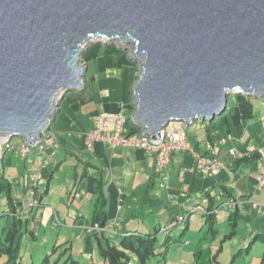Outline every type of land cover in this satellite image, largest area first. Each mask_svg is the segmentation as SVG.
Wrapping results in <instances>:
<instances>
[{
	"label": "water",
	"instance_id": "95a60500",
	"mask_svg": "<svg viewBox=\"0 0 264 264\" xmlns=\"http://www.w3.org/2000/svg\"><path fill=\"white\" fill-rule=\"evenodd\" d=\"M101 37L139 62L132 119L152 141L215 120L234 90L264 101V0H0V138L39 139Z\"/></svg>",
	"mask_w": 264,
	"mask_h": 264
},
{
	"label": "crops",
	"instance_id": "0c3cea01",
	"mask_svg": "<svg viewBox=\"0 0 264 264\" xmlns=\"http://www.w3.org/2000/svg\"><path fill=\"white\" fill-rule=\"evenodd\" d=\"M89 70L88 67L86 71ZM97 70L92 87L90 83L87 85L86 80L85 88L77 91L79 97H69V92L63 96L51 124L50 132L55 134L52 145L44 152H35L29 156H23L18 147L14 149L17 150V156L24 160L26 169L18 180L14 174L8 178L13 185L18 214L30 198L38 203L28 215L19 218V224L26 227L25 251L30 239L39 242L42 232L39 231L35 236V231L37 220L40 219L52 227L64 224L68 231L73 229V238L79 242H104L106 238L112 242V236L120 242L124 236L129 235L151 238L153 242H185L180 243V252L183 254L179 259L180 264L189 258L183 264H199L200 258L205 255H208V262H216L220 254L224 255L225 264H228L231 255L237 252L239 255L232 264H248L245 257L251 256L255 258V264H264V213L249 203L251 199L264 204V188L255 191L256 180L252 177L261 161L259 156L249 155L251 147H264V121L257 117L260 112H257L255 104H251L252 98L238 99L230 110L227 105V111L219 117L230 114L229 129L224 124L212 127L218 117L208 125L206 135H194L190 130L192 126L187 128L186 140L196 151L205 155L218 151L219 160L226 166L218 176H202L197 170L194 156L189 151H182L172 155L166 171L168 180L159 185L154 156L133 148H113L102 140L94 142L93 150L88 148L86 134L96 126L100 114L109 112L106 99L111 91L101 78L110 76L117 80L115 77L122 74L117 67L101 69L98 66ZM130 94L133 100V88ZM64 100L69 103L66 108L62 104ZM135 110V106H125L120 112H128L130 116ZM88 112H94V115L84 119V114ZM255 115L257 121L254 120ZM60 119L61 124L58 122ZM203 125H199L198 130ZM230 138L231 141L228 140ZM225 139L229 142L223 145ZM232 149L249 157L240 161L230 155ZM8 153L2 164L5 170ZM37 172L40 177L32 183L30 176ZM46 177L49 180L43 184ZM97 189L100 195L96 194ZM224 198L237 200L240 205L223 209L214 216L215 236L210 233V222L201 214L191 216L182 225L179 236L175 234V229L162 231L171 221L188 215L193 207L216 209ZM87 199L91 206L94 203L91 217L89 211H81V205ZM31 217L34 222L32 227ZM101 224L108 225L111 233L97 230L96 227ZM234 224V234L227 238L234 230ZM60 238L54 241L59 243ZM234 238L235 245L224 244ZM73 242H68L71 247ZM213 242H221L220 247L217 246L221 251L218 249L215 253L216 249L211 247ZM87 245L91 246V243ZM205 245L208 247L204 248Z\"/></svg>",
	"mask_w": 264,
	"mask_h": 264
},
{
	"label": "rangeland",
	"instance_id": "374dc122",
	"mask_svg": "<svg viewBox=\"0 0 264 264\" xmlns=\"http://www.w3.org/2000/svg\"><path fill=\"white\" fill-rule=\"evenodd\" d=\"M98 42H99L98 40H94V42L91 41L89 43V45L92 44L90 47L87 46L88 44L86 45L87 47L85 46L86 48L84 47L83 54L80 58V66H81V68H84L83 69L84 73L81 76V80L84 82L86 80H88L87 85L90 83V87H92V83L94 82V78H95V76H97V73L99 71V70H97L98 66L101 69H106L109 67H117L119 69V71L122 72V74L120 73L119 77L118 76L115 77V78H118L117 80H113V78L110 76H108L107 78H101L102 81L106 84V87L109 88V90L111 91L110 94L108 95V98L106 99V102L108 103L107 105L109 108L108 113L119 112L120 109L125 107V106H128L129 108H133L135 105H134V102L132 100V96H131L130 92H131V89L133 88V86L135 85L134 83H135L137 76L139 74V67H140L139 62L134 61L130 58V49L125 48V46L120 47V46H118L117 43H113L110 45V44H108V43L106 44L102 41H101V43H98ZM88 67L90 70L85 73V71L87 70ZM63 94L65 95L66 92L62 93L59 96V98L57 100V104H59L61 102L62 97L64 96ZM78 94L79 93L77 91H71V92L69 91L68 96L69 97L72 95L78 96ZM238 99L248 100V98H246L244 95L237 96L236 94H231L230 100H229V109L228 110L233 109L234 105L237 104ZM62 104L66 108L69 103L67 100H64V102ZM251 104H255V106H257V112H260V114L257 117L259 118V120L264 121V101L256 99V98H252ZM56 111H55V113H56ZM126 114L129 116L128 112ZM61 115L62 114H60L58 116V118ZM91 115L93 116L94 112H88V113L84 114V119H87V116L90 117ZM132 115H133V113L128 117V120L126 123L127 128L132 127V123H131ZM228 118H230V114L227 115L226 117L225 116L218 117L215 124L212 127L218 126L220 124H224L226 129H229ZM258 118H256V115L254 116L255 121H257ZM52 120H53V116L50 117L49 124H48L49 126H50ZM61 120L62 119H60L58 121V122H60L59 124H61ZM209 124L210 123L208 121H206V124H204L202 126V129L198 130L200 124H199V122H196L190 128L191 133L194 135H196V134L206 135V129L207 130L209 129V126H208ZM246 124L250 125L251 123H246ZM251 126H255V125H251ZM56 127H57V125H56ZM49 130H50V127L48 130H45L44 134H46ZM54 138H55V134L50 135L51 141H53ZM20 139L21 138H12V140L10 142H8L7 144L9 145L11 142H18ZM185 149L188 150L194 157H196V154H194V151L192 149V145L190 146V144L188 143L187 140H186V144H185ZM15 156L17 158V161H15ZM40 158H42V156H40ZM5 162H6V169L7 170H5V167L2 165L0 166V169H1L2 173L4 172L6 174L7 178H9L10 174H14V176L18 180L21 177V175L26 172L24 160L21 157L17 156V150H14V149L9 150V153L7 155ZM30 170L33 171L32 168ZM45 170H46V168L43 171H45ZM17 180L14 183V185L17 183ZM48 180H49V178L46 177L43 184H47ZM39 181H41V180H39ZM251 201L253 203H260V202H257L255 200H251ZM36 204H38V203H36ZM52 204H54V202H52ZM221 204H222V202H220V204L217 205L216 207L220 206ZM200 208H202L201 210L205 213L206 207L202 206ZM93 209H94V203L91 206V203L88 199L85 200V202L81 205V211L86 212V213L89 211L90 217H91V211ZM72 210H74V209L72 208ZM7 211H9V207H7V205H6V199L3 198V200L0 201V238L2 236H4L3 230H4V226L6 225V221H5L6 217H2V215L8 213ZM198 216H200V215H198ZM186 217H187V214L184 215V218H186ZM32 220L33 219L31 217V221H30L31 227L34 224V222ZM37 222L38 223H37V230L35 231V236L37 235V233L39 231L42 232L41 236L39 238V242H33V240L30 239L31 242H29L27 252L25 251L26 240H27V237H25L26 227H24L22 223L20 224L21 230L24 232V237H25V238H23V242H22L23 247H22V253H21L22 260L24 263H26V264H40L43 262V260L45 259V257L48 254L49 255L52 254L53 246L55 244H57L58 246L61 245V247L58 251V253H61L64 251V249L67 246H70V244L68 242L74 241L73 247H72L71 251H69V253H71L73 255V257L78 259L82 264H103L104 260L99 253V248H98L97 242H94V241H92V242L76 241L73 238V231L74 230L71 229L70 231H68L67 229H65L64 224H62L63 226L56 228V227H52L51 225H47L45 222H42L40 219H38ZM172 224L174 226H176L178 224V221L175 219V220H173ZM181 229H182V225L175 228V234H177L179 236L181 233ZM162 231H164V229ZM30 238H32V237H30ZM58 238H60L59 243L55 242L56 239H58ZM117 240H118L117 238L112 236L111 244L119 243ZM17 242H18V240H17ZM87 243H91V246H88ZM180 243H185V242H173V243L169 244L167 247L165 245L166 242H154L156 255L154 257L152 256V258H150L145 264H177V263L180 264L179 259H180V257L183 256V254L180 252V250H181ZM229 243H231L232 245H235L236 244L235 238L230 240V242H226L224 244L228 245ZM220 244H221V242H213L212 243L211 247H213V249H216L215 253L219 249ZM217 246H219V247L217 248ZM206 247H208V245L204 246V248H206ZM256 248H257V246H256ZM229 250H230V248H229ZM225 251H227V249H225ZM165 252H167L166 253L167 255L165 254ZM246 253H247V251L244 252V255H246ZM85 254L87 255L86 257H85ZM236 254L231 255V257L229 258L230 261L228 260V264H232L234 258L236 257ZM207 256L208 255H205L202 258H200L199 264H225L223 254H220L218 256L219 261L211 262V263L207 261ZM133 258L137 259L134 255H133ZM192 259H193V257H192ZM245 259H247L249 261V263L255 264L254 263L255 258L253 256H251L249 258L245 257ZM189 260H190V258H189ZM189 260H186V261L183 260L181 262V264H183L184 262H188ZM134 264H142V263L137 261Z\"/></svg>",
	"mask_w": 264,
	"mask_h": 264
},
{
	"label": "trees",
	"instance_id": "16d2710c",
	"mask_svg": "<svg viewBox=\"0 0 264 264\" xmlns=\"http://www.w3.org/2000/svg\"><path fill=\"white\" fill-rule=\"evenodd\" d=\"M130 132H132L133 134H138L141 133V130L135 125H133L131 129L126 127L125 134L127 135ZM257 148L259 149L262 147H257ZM252 154L256 155L257 153L256 154L252 153ZM152 156H154L155 168H156L158 154H153ZM206 156L211 160L213 158H216L218 162L222 164V162L218 158V153L216 151L214 152V154H209V155L207 154L205 155V157ZM171 157L169 159V163L165 167H163L164 169L162 171L158 172L155 170V173H159V175L157 176L160 181L159 185H162L163 182L166 183V181L168 180L166 171L169 168ZM242 159H238V160L241 161ZM222 165L223 168H221L220 172L226 168L224 164ZM256 184H257V180H256ZM97 190H96V194L98 193L100 195L101 194L100 190L99 189ZM3 198L6 199V205L7 207H9V211H7L8 213L2 215V217H6L5 220L6 225L4 226V230H3L4 236L0 238V264H26L23 262L21 256L22 247H23L22 239L24 232L21 230L19 224V221H21L19 219L21 218V215L18 214V210L16 207V202L13 195V185L12 182L2 173L0 169V201H2ZM224 199L226 200L228 198H224ZM217 208H219V206L216 207L215 211L211 212L209 216L207 215L208 213L204 215V217L207 219V222L208 223L210 222L209 223L211 229L210 232H212L214 236L216 235V232L214 231V220H215L214 214L217 213ZM211 209H212L211 207H208L207 211L209 212ZM21 210L23 211V208ZM172 222L173 221H171V225ZM233 228L234 230L227 236V238L232 237V235L234 234L235 224ZM97 245L99 248V253L104 260L103 264H127V261L133 259V255L138 259L139 262L145 264L150 258H152V256L154 257L156 255L155 246L152 239L143 236H137V235L124 236L117 244H111L110 239L106 238L104 242H97ZM165 245L167 247L169 245V242H166ZM60 247L61 245L58 246L57 244H55L53 246L52 254L51 255L48 254L43 260V262L40 264H82L78 259L73 257L71 253H69V251H71L72 249L71 245L67 246L63 252L58 253ZM248 247H250V245ZM219 251H221V248L219 249ZM238 255L239 254L237 252L235 257L236 259Z\"/></svg>",
	"mask_w": 264,
	"mask_h": 264
},
{
	"label": "built area",
	"instance_id": "2783aa9c",
	"mask_svg": "<svg viewBox=\"0 0 264 264\" xmlns=\"http://www.w3.org/2000/svg\"><path fill=\"white\" fill-rule=\"evenodd\" d=\"M125 117L123 114L104 113L101 115L97 126L94 130L87 134V144L92 148V143L96 140H104L112 143L114 147H131L135 149L144 150L148 154H158L156 171H162L168 163L172 154L185 150L184 131L181 127L170 126L167 130L162 131L161 138L158 141H152L146 137L138 135H125L124 134ZM224 140L222 143L225 144ZM47 143H51V139H47ZM7 143L0 141V159L4 152V146ZM39 145V143H36ZM41 146L40 149H43ZM252 152H258L262 158V165L258 172L254 174L257 180V189L264 187V148L257 150L251 149ZM25 153L29 152V148L24 149ZM232 155H236V151H230ZM198 160V169L204 175H218L223 165L218 162L216 158L212 160L196 155ZM259 209L264 210L261 204L255 205Z\"/></svg>",
	"mask_w": 264,
	"mask_h": 264
},
{
	"label": "clouds",
	"instance_id": "9594fccd",
	"mask_svg": "<svg viewBox=\"0 0 264 264\" xmlns=\"http://www.w3.org/2000/svg\"><path fill=\"white\" fill-rule=\"evenodd\" d=\"M97 38H92V39H90L87 43H85L84 44V46H83V51H84V47L92 40L93 42H94V40H96ZM99 41L101 40L102 42H104V43H108V44H113V43H117L118 44V46H120L119 45V42H118V40H116V39H114L113 41H112V39L111 40H109V39H107V38H99L98 39ZM112 41V42H111ZM92 44H88L87 46H91ZM86 46V47H87ZM85 47V48H86ZM120 47H122V46H120ZM89 49V48H88ZM87 71H85V73H86ZM85 75V74H84ZM80 85H81V87H79V89L77 90V91H81V90H83V88H85V85H86V81L84 82V81H82L81 83H80ZM70 91V90H69ZM68 91V92H69ZM236 90H234L233 91V94H236L237 96H239V95H244L245 97H249V98H253L254 97V95H247V94H245L244 92H241L240 90H237L236 92H235ZM239 91V92H238ZM64 92H66V93H68L67 91H64ZM63 92V93H64ZM71 92V91H70ZM61 94V93H60ZM64 95V94H63ZM60 96V95H59ZM59 96H58V98H59ZM58 98H57V100H58ZM63 98V97H62ZM229 100H230V98H229ZM228 104H229V102H228ZM227 104V105H228ZM58 106H59V104H57V101H56V108H55V111H56V113H54V115H53V119H54V117L56 116V114H57V112H58ZM104 113H108V112H104ZM104 113H102V114H104ZM102 114H100V116H99V119H100V117H101V115ZM111 114H123L124 115V117H125V123H124V131H125V128H126V123H127V120H128V115L126 114V112L125 111H119V112H116V113H111ZM134 114V113H133ZM132 117H133V115H132ZM99 119L97 120V122L99 121ZM49 120H50V118H49ZM204 119H196V120H194V121H190L189 122V124H183V123H171V124H169L164 130H167L170 126H176V127H181V128H183V131H184V138H185V141H186V131H187V128H190L191 126H192V123L193 122H195V121H203ZM204 121H209V119L207 120L206 118H205V120ZM214 121V120H213ZM52 122H53V120H52ZM52 122H51V124H52ZM131 123H132V127H133V125H135V126H137L134 122H133V119L131 120ZM48 124H49V122H48ZM48 124L45 126V128H43L42 129V131L43 132H41L42 133V135H40V137H39V139H36V140H34V142L32 143V142H28L27 141V138H25L24 136H18V137H14V138H21L18 142H13V144H11V145H8V144H6L5 146H4V152H3V155H2V157H1V159H0V166L3 164V159H4V156H5V154H6V152H8L9 150H12V149H15L16 147H18V149L20 150V153L23 155V156H28V153H25L24 152V149L25 148H29V153L30 154H32V153H35V152H44L45 151V149L48 147V146H50V145H52L53 144V142H54V139H53V141H51V143H47V139L48 138H50V135H52V133L50 132V130L46 133V134H44L45 133V130H48L49 129V127H50V129H51V124H50V126L48 127ZM96 126H97V124H96ZM96 126L93 128V129H91L90 131H92V130H94L95 128H96ZM48 127V128H47ZM138 127V126H137ZM139 128V127H138ZM129 129H131V127L129 128ZM163 130V131H164ZM89 131V132H90ZM88 132V133H89ZM87 133V134H88ZM54 134V133H53ZM87 134H86V142H87ZM124 134H125V132H124ZM126 135V134H125ZM127 135H138V136H143V137H146V138H148L147 136H144L143 134H142V131H141V133H138V134H133L132 132H130V133H128ZM148 139H150V138H148ZM12 139L11 138H7V139H2V138H0V141H5L6 143H8V142H10ZM151 140V139H150ZM226 140V139H225ZM229 141H231V138L230 139H228ZM228 140H226V141H228ZM96 141H99V140H96ZM96 141H94V142H96ZM102 141H104V140H102ZM224 141V140H223ZM222 141V142H223ZM228 141V142H229ZM94 142L92 143V148H89V146H88V148L90 149V150H93V145H94ZM106 142V141H105ZM36 143H39V145H36ZM107 143H109V142H107ZM227 143V142H226ZM225 143V144H226ZM109 144H111L112 145V147L113 148H131V147H114L113 146V144L112 143H109ZM223 144V143H222ZM225 144H223V145H225ZM88 145V144H87ZM41 146H44V148L43 149H40V147ZM191 146V145H190ZM252 148H256L257 150H259V149H262V148H264V147H262V148H257V147H251L250 148V153H249V155L250 154H252V153H257L256 155L257 156H259V158H260V167H261V165H262V158H261V156L259 155V153L258 152H252L251 151V149ZM133 149H135V148H133ZM192 149H193V151H194V154H196V155H201V156H204L205 157V154H201V153H199L198 151H196L195 150V148L192 146ZM136 150H139V151H142V152H144L145 154H147V155H149V156H151V155H153V154H148L147 152H145L144 150H140V149H136ZM232 150H235V149H232ZM232 150H230V151H232ZM182 151H188V150H182ZM181 151V152H182ZM230 151H229V153H230ZM236 151V150H235ZM217 153H218V151H216ZM177 153H179V152H177ZM177 153H174V154H177ZM173 155V154H172ZM230 155H232L231 153H230ZM249 155H241V154H239L237 151H236V155H232V156H235L237 159H245V158H247V157H249ZM207 157V156H206ZM195 159H196V167H197V170L199 171V169H198V160H197V158L196 157H194ZM242 159V160H243ZM222 164H224V163H222ZM225 165V164H224ZM260 167H259V169H260ZM258 169V170H259ZM258 170L256 171V172H258ZM222 172V171H221ZM220 172V173H221ZM256 172H254V173H252V177H254V174L256 173ZM199 173H201L200 171H199ZM219 173V174H220ZM218 174V175H219ZM201 175L202 176H204V177H209L210 175H204V174H202L201 173ZM218 175H213V176H218ZM40 177V175H39V172H37L36 174H33V175H31L30 176V180H31V182L32 183H35L37 180H38V178ZM255 178V177H254ZM257 187V184L255 185V191H259V190H261L262 188H264V187H262L261 189H257L256 188ZM28 197H29V193H28ZM27 202V201H26ZM205 202H207V200L205 201ZM222 204H221V206H219V208H217V213H215L214 215H216V214H218L221 210H223V209H229V208H237L239 205H240V203L237 201V200H233V199H230L229 200V198L228 199H222ZM249 203H251L253 206H254V208H256L257 210H260L261 212L263 211L264 212V210L262 209H259L258 207H256L255 205L257 204V205H259V203H253L252 201H251V199H249ZM207 205V204H206ZM262 206H264V204H261ZM37 206V204H36V202L33 200V199H31L30 198V200H29V202H27V203H25L24 205H23V211H21V213H20V215H21V217H24V216H26V215H28L29 213H30V211L34 208V207H36ZM202 208H200L199 206H196V207H193L190 211H189V214L187 215V217L186 218H184L183 217V222H181V223H178L176 226H172L171 225V223L166 227V228H164V231H168V230H171V229H175V228H177V227H179V226H181V225H184L188 220H190V218H191V216H193V215H195V214H201L203 217H204V215L206 214V213H208L207 215L209 216L210 214H211V212H213V211H215V209L214 208H212L209 212L207 211V207H206V211H205V213L201 210ZM57 224L59 225L60 224V222H57ZM96 229L97 230H99L100 232H102V233H111V228L108 226V225H105V224H101V225H99V226H97L96 227ZM171 242H169V244H170ZM167 253V252H166ZM235 260H236V258H234V260H233V263L235 262ZM138 261V259H131V260H129V261H127V264H134L135 262H137Z\"/></svg>",
	"mask_w": 264,
	"mask_h": 264
},
{
	"label": "bare ground",
	"instance_id": "6f19581e",
	"mask_svg": "<svg viewBox=\"0 0 264 264\" xmlns=\"http://www.w3.org/2000/svg\"><path fill=\"white\" fill-rule=\"evenodd\" d=\"M98 39H99V38H97L96 40H98ZM91 41H92V40H91ZM91 41H90V42H91ZM98 41H99V40H98ZM112 41H113V40H112ZM112 41H111V42H112ZM90 42H89V43H90ZM89 43H88V44H89ZM106 44H107V43H106ZM80 81L82 82L81 79H80ZM81 82H80V83H81ZM236 91H237V90H236ZM236 91H235V92H236ZM62 93H63V92H62ZM62 93H61V94H62ZM61 94H60V95H61ZM226 111H227V108L225 109L224 112H226ZM224 112H223V113H224ZM223 113H222V114H223ZM196 122H199L200 125L206 124V121L203 120V121H195V122L192 123V125H194ZM208 122L211 123L212 120H209ZM48 126H49V125H48ZM47 128H48V127H47ZM41 132H43V131H41ZM41 135H42V133H41ZM12 138H13V137H12ZM12 138H11V139H12ZM11 144H13V142H11L9 145H11ZM29 155H30V153L28 152V156H29ZM176 220L178 221V223H181V222H183L184 219H183V217H179V218H177ZM172 226H174V225L172 224Z\"/></svg>",
	"mask_w": 264,
	"mask_h": 264
}]
</instances>
